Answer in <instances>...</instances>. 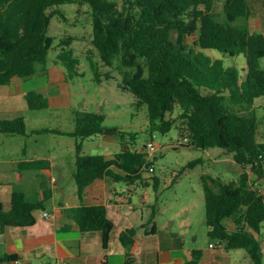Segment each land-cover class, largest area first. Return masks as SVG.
Returning <instances> with one entry per match:
<instances>
[{"label":"trees","instance_id":"16d2710c","mask_svg":"<svg viewBox=\"0 0 264 264\" xmlns=\"http://www.w3.org/2000/svg\"><path fill=\"white\" fill-rule=\"evenodd\" d=\"M216 1L124 0L120 7L116 0H0V86L11 84L15 77L23 78L29 108L49 107L48 96L26 82L40 70L44 72L36 86L49 80L46 63L55 41L49 28L59 6L89 3L93 9V43L101 60L111 66L118 56L122 66L131 68L123 72L120 87L131 92L138 105L147 104L150 129L167 133L176 127L185 137L179 146L220 147L233 153L242 166L240 177L234 180H225L220 174L201 175L208 233L211 238L222 240L229 250L245 249L253 264H264L260 236L264 193L254 183L264 176V141L258 139V116L252 108L256 99L264 95V67L260 63L264 57V32L250 27L255 12L252 0H224L222 15L215 11ZM74 38L66 35L61 42L69 44ZM206 49L230 56L244 54L245 75ZM72 54L71 49L59 55L69 70L78 63ZM204 87L210 91L204 93ZM232 104L252 110L244 114ZM177 106L181 112L176 118H168ZM75 118L74 130L54 132L76 138L73 175L81 198L87 186L104 176L129 185L143 179L148 153L135 145L134 135L127 137L118 126L104 125L103 113L80 110ZM0 132L29 135L26 118L0 119ZM97 135L116 136L121 150L112 158L83 153L84 140ZM199 161L197 158L189 166ZM19 166L23 170H39L49 168L50 162L36 158ZM154 184L156 187L158 180ZM41 187L42 199L16 189L9 209L0 200L1 230L36 223L37 211L46 209V202L52 198L46 177L41 178ZM67 210L82 231H101L103 247L108 248L114 222L106 205H79ZM156 213L153 204L152 232L158 229ZM228 219L234 221V230L227 226ZM136 233L134 226L121 231L120 240L126 248L134 244ZM211 252L210 248H195L186 264H212ZM126 256L125 264L136 263L132 253L127 252ZM17 258L16 254L0 255V264H15ZM98 264H110L108 256Z\"/></svg>","mask_w":264,"mask_h":264},{"label":"rangeland","instance_id":"374dc122","mask_svg":"<svg viewBox=\"0 0 264 264\" xmlns=\"http://www.w3.org/2000/svg\"><path fill=\"white\" fill-rule=\"evenodd\" d=\"M116 1L120 7L124 3V0ZM223 2L224 0H217L215 4V11L219 15L223 12ZM261 4L259 2L258 9L263 12L264 8ZM49 34L55 37V41L49 52L46 67L51 70L57 65L59 68H57L58 72L53 75L54 79L44 86L43 90L51 94L59 92L60 87L65 88L69 95L68 99L43 109H31L27 106L26 100H23V104H18L10 111L0 110V119L24 115L28 121L29 133L26 136L0 132V161L6 163L0 164V176H4L5 180H11L15 175L12 171L14 166L11 164L12 161L25 156L50 158L54 163L55 174L62 175L66 158L68 162L72 160L73 164L75 163L76 138L55 133L54 130H74L75 116L80 110L103 113L106 115L103 124L118 126L122 133H127V137L134 135L135 145L138 148H145L150 141H154L158 147L154 156L150 157L155 163V171L149 172L145 167L141 180L143 183L129 194L130 203L134 206V213L138 217L133 218L134 222L141 220L142 209L145 212L152 211L153 204H156L157 213L154 220L159 225L157 226L161 230V237L169 229H173L184 233L187 246L213 249L209 247V244L210 242L217 243V239L211 238L208 233L205 191L201 175L203 173L220 174L228 181L238 179L243 168L235 161L233 153L220 147L202 149L193 146H179L178 142L184 141L185 137L180 135L176 127L167 133L150 129L147 104L138 105L136 97L120 87L123 72L131 68L122 66L118 56L115 57L111 66L101 60L93 43V9L89 3L61 4L59 12L52 18ZM66 35L75 37L72 43L63 44L61 42ZM173 36H176V31H173ZM188 42L192 44V37L188 38ZM71 49L73 50L72 56L78 60V63L75 69L69 70L59 55L62 51L69 53ZM206 51L223 57L227 65L236 66L241 75H245L244 68H246L247 60L244 54L230 56L217 49H206ZM260 63L264 67V57L260 58ZM41 68L42 65H40ZM62 69L66 72L65 76ZM41 76L42 74H38L30 77L26 84L36 89L37 79ZM202 90L204 93L210 91L205 87ZM232 106L240 109L244 114H249L252 108L255 109L258 116V139L264 141V95L256 99L252 108H242L234 104ZM180 112L181 108L177 106L168 118H176ZM102 137L104 136L97 135L84 140L83 153L106 154L111 151L117 153L121 150L119 138L112 136L116 142L109 144L102 142ZM174 145L179 147L174 148ZM25 148L26 155L23 154ZM197 158L200 161L189 166ZM155 180H158L156 187ZM146 182H149V186L145 184ZM117 183L124 188H131L125 181H117ZM254 183L264 193V176ZM60 184H63V178H60ZM60 190H56L57 198H62L67 202V199L60 195ZM29 196L35 198L33 193ZM143 196L150 198V206L143 203ZM51 203L50 200L47 202L48 207ZM126 204L128 205L129 202ZM150 226L152 227V224ZM60 235L69 234L62 232ZM260 236L264 248V222ZM233 253H235V264H253L245 249L235 250ZM0 254H3L2 250ZM126 258V255L115 251L110 256V264H125ZM32 262V264H57L50 253L39 256Z\"/></svg>","mask_w":264,"mask_h":264},{"label":"crops","instance_id":"0c3cea01","mask_svg":"<svg viewBox=\"0 0 264 264\" xmlns=\"http://www.w3.org/2000/svg\"><path fill=\"white\" fill-rule=\"evenodd\" d=\"M259 2L262 3L261 5L264 8V0H252L255 12L250 18V27L252 30L264 32V11H259ZM57 68H59L57 65L53 66L51 70L47 68L49 80L37 87L40 92L48 96L50 106L67 101L69 96L67 90L62 87H60L59 92L51 94L43 90V87L50 84L54 79L53 75L58 72ZM43 72L40 71L39 74ZM62 72L65 76L66 72L63 69ZM23 100H26L23 78L15 77L11 84L0 86V110L10 111L18 104H23ZM103 136L102 142H108L109 144L116 142L112 137L113 135ZM26 152L25 148L23 154L26 155ZM115 154L111 151L104 155L112 158ZM36 158L47 159L50 162V167L39 170H23L20 168L21 162ZM74 161L75 163L73 164L72 160L68 162L66 158L63 163V174L61 175L55 174L53 171L54 163L50 158L25 156L12 161L11 164L14 165L12 171L15 172V175L11 180H5L3 179L5 178L4 176H0V200L3 201L7 209L11 207L12 193L16 189H21L28 195L33 193V195L42 199L44 196L41 187L42 177L47 178V185L52 189V198L50 199L52 203L48 207V200L46 209L37 211L35 224L29 226H8L4 230L0 229V250L3 251V254L0 255L16 254L18 255L17 259H20L22 264H32L35 258L46 253H50L57 264H98L106 255L110 261V256L115 251L126 255L128 250L135 257L136 264H186L193 257L195 247L187 246L184 233L169 229L161 237L159 228L156 232H152L153 223L150 222L152 211L145 212L142 209L141 220L134 222L133 218L137 214L134 213V206L130 203L129 194L133 193L137 186L143 183L141 180L130 184L131 188H124L112 177L104 176L94 180L87 186L81 198L78 195L77 182L73 175L76 156ZM0 164L6 163L0 161ZM121 173L124 174V172ZM60 178H63V184H60ZM148 183L145 184L149 186ZM58 189H61L59 193L67 199V202L62 198H57L56 190ZM142 200L146 206L151 205L149 197L143 196ZM127 202H129L128 205L126 204ZM98 204L108 207L109 217L114 222L108 248L103 247V233L101 231H82L73 215L67 210L69 207L79 205ZM44 212H49L50 216H45ZM145 217L147 218L145 219ZM226 223L230 230L236 228L232 219H228ZM151 224L152 227L150 226ZM132 226L137 228L135 242L130 248H126L120 240V233L125 228ZM62 232L69 235H60ZM212 248V264H235V253L233 252L243 249L229 250L225 246Z\"/></svg>","mask_w":264,"mask_h":264},{"label":"built area","instance_id":"2783aa9c","mask_svg":"<svg viewBox=\"0 0 264 264\" xmlns=\"http://www.w3.org/2000/svg\"><path fill=\"white\" fill-rule=\"evenodd\" d=\"M145 150L148 153V160L146 165L144 166V170L145 167H147L149 172H153L155 171V163L152 159H150V157H153L154 154L156 153V151L158 150V147L155 145L154 141H150L148 143V145L145 147ZM55 180V179H54ZM45 216H50L49 212H44ZM211 247H223L224 246V242L220 239H217V243H211L210 244ZM15 264H22V261L20 259H16L14 261Z\"/></svg>","mask_w":264,"mask_h":264},{"label":"water","instance_id":"95a60500","mask_svg":"<svg viewBox=\"0 0 264 264\" xmlns=\"http://www.w3.org/2000/svg\"><path fill=\"white\" fill-rule=\"evenodd\" d=\"M144 149V148H143Z\"/></svg>","mask_w":264,"mask_h":264}]
</instances>
